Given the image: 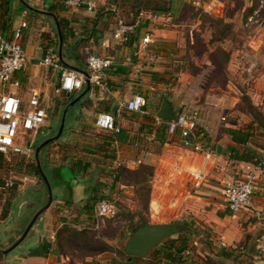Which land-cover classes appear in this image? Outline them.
Listing matches in <instances>:
<instances>
[{"label": "crops", "instance_id": "0c3cea01", "mask_svg": "<svg viewBox=\"0 0 264 264\" xmlns=\"http://www.w3.org/2000/svg\"><path fill=\"white\" fill-rule=\"evenodd\" d=\"M62 1L0 0V34L13 41L19 30L16 41L25 55L23 68L12 75L17 87L7 84L2 90L18 98L22 108L26 107L31 94H37L46 115L65 110V117L71 112L61 142L53 141L46 146L47 143L37 154L44 150L41 158L55 185L53 198L44 205V199L47 201L44 184L28 177L30 184H37L29 185L32 186L29 189L38 194L40 202L28 205L17 233H23L34 214L40 213L12 250L8 249L19 240V235L0 238V264H204L202 259H216L222 252L229 251L233 253L232 258L264 264V218H259L264 213V167L257 173L254 192L245 210L231 213L224 209L220 194L225 182L241 179L245 163L264 155V70L258 67L256 59L249 62L255 64L251 74L245 73L248 64L241 59H230L229 64H225L229 79L241 81V77H246L244 82L252 88L247 96L255 116L235 106L237 101L231 98L229 105L225 98V102L220 98V102L205 106H197L191 92L184 100L182 98L191 78L183 68L181 55L193 48V35L204 38L202 27L207 25L206 18L226 24L229 31L241 30L242 13L252 0H222L220 12L212 16L193 13L190 0H174L170 12L164 15L140 11L145 18L126 43L115 42L110 37L118 15L109 0H96L97 8L92 12L65 8ZM129 18L131 14L126 22ZM145 34L153 41L145 52H139L133 44L137 45ZM254 34L257 37H252L248 44L254 50L257 47L261 50L264 30ZM203 46H207L204 41ZM58 50L61 64L79 74L87 73V55L111 59L113 64L104 73L105 88L100 90L91 84L86 88L83 81L80 89L55 95L53 89L57 86L58 74L41 65L40 60L47 53L57 57ZM259 52L262 54L264 50ZM252 55L255 58L257 54ZM133 94L145 98V115L124 111L116 115L117 104L129 100ZM163 99L174 115L184 103L198 111L194 137L213 152L215 160L207 164L206 178L199 188L193 189L186 182L178 181L165 199L168 205H162V209L168 211L167 218L170 216V221L182 223L178 233L162 240L156 251L146 258L128 260L119 254L133 229L126 219L130 217L135 224L142 220L143 214L145 222L150 224L146 216L155 222L150 218L148 202L143 211L139 205L135 209L133 205H118L115 219L121 221V227L115 226V219L96 218L94 204L100 200L115 202V195L133 196L132 177L142 167L152 168L149 201L151 180L154 176L162 177L171 155L185 156L184 168L198 163V157L185 149L187 141L180 137L179 131L171 135L164 131L165 141L158 146L155 134L165 124L155 114ZM224 111H229V122L226 115H220ZM99 113L113 117L120 128L118 135L94 126ZM232 133L238 139L233 138ZM60 170L66 173L67 179L61 176ZM113 170L119 172L116 178H111ZM3 212L1 210V216ZM184 251L188 256L180 262ZM168 254L170 258H165Z\"/></svg>", "mask_w": 264, "mask_h": 264}, {"label": "built area", "instance_id": "2783aa9c", "mask_svg": "<svg viewBox=\"0 0 264 264\" xmlns=\"http://www.w3.org/2000/svg\"><path fill=\"white\" fill-rule=\"evenodd\" d=\"M62 5L68 9H84L87 12H92L97 8V1L63 0ZM222 6V0H190L193 13L199 15H216ZM252 8L251 12L245 15L241 22V30L247 34L264 30V0H258L257 5ZM143 18H145L144 12H139L130 22H126L117 16L113 31L110 34L111 39L119 43L128 42ZM152 19H155V16H152ZM20 27L23 28L24 24L21 23ZM18 35L19 30L16 31L15 40L10 41L0 34V154L6 161H9L10 156L32 159L36 134L44 126L47 117L45 108L37 94H31L26 107L22 108L18 98L2 90V87L7 84L17 87L18 83L12 79V75L21 70L25 63L23 50L16 41ZM152 41V37L145 34L140 38L137 45L133 44V46L137 48V51L145 52ZM40 64L57 72V86L53 89V93L57 95L60 93L69 94L80 89L85 79L89 84L103 90L105 88L104 73L112 66L113 62L107 57L87 55L85 58L86 78L75 70L63 66L58 58L50 53L41 58ZM254 68V63H248L245 67V73L251 74ZM146 106L147 102L142 95L133 94L129 100L117 104L115 114L118 115L124 111L145 115ZM198 120V111L190 107L188 103H184L178 113L174 115L173 120L164 121L166 133L171 135L179 131L180 137L187 141L184 145L188 148L185 147V149L195 155L196 158L198 157V163L192 168H184L185 156L181 154L171 155V162L168 168H165L162 177L157 179L154 176L152 178L148 209L150 218L154 220L168 214L167 210L162 209V205H168L165 199L169 197L171 188L178 181L186 182L193 189L199 188L205 181L207 164L215 160L213 152L196 142L194 132L197 130ZM220 120L223 122L224 118L222 117ZM94 126L104 132L113 134L120 132V128L115 125L113 117L106 113L96 115ZM25 136L29 137L28 141L22 146L17 145ZM262 167H264V155L243 165V176L240 180L224 183L220 193L224 209L231 213H237L249 206L254 192V182ZM115 176L116 173L113 170L111 178ZM12 186L11 180L0 181V190H9ZM93 213L98 219L112 220L117 217V207L111 200H100L94 204ZM187 256V251L182 252L180 262L185 261Z\"/></svg>", "mask_w": 264, "mask_h": 264}, {"label": "rangeland", "instance_id": "374dc122", "mask_svg": "<svg viewBox=\"0 0 264 264\" xmlns=\"http://www.w3.org/2000/svg\"><path fill=\"white\" fill-rule=\"evenodd\" d=\"M257 3L258 0H252L250 6L244 8V12L242 13V15L245 16L246 14L250 13L253 9L252 7H255ZM225 9L226 5H224L223 10L225 11ZM195 14L201 16L197 13ZM204 21L205 23H207V25L202 27V30L205 31L204 38H200L199 35H193V39L195 40V43L192 46L193 48L190 51L187 49L186 52L181 55L184 61L183 68L191 78V83L185 85L186 90L182 93L183 100L186 98V94L188 95V93L190 92L191 94L195 95V104L197 106H205L206 103H208V105L212 103L216 104L220 98H222V101H224L225 98L226 103L229 105V98H231L237 101L235 106L242 107L252 116H255L256 114H253V108L249 105L250 100L247 96V93L250 92L252 88L249 86V83L244 82V79L246 77H241V81H238L233 77L229 79V76L227 75V73H229V70H226L227 67H225V64H229L230 59H241L245 64H248L249 62L256 59V61H258V67H261V69L264 70V52L262 54H260L259 52H262L264 50V47L261 50H258L259 47H257V44V48L255 50L250 47L248 42L252 37H257V35L254 33L247 34L243 33L242 30L229 31V26H227L226 24H219L216 20L213 21L209 18H206V20ZM187 41L186 46H189V44H187ZM203 41L207 44L206 47L203 46ZM237 51H241L243 54L240 56V53L238 54ZM254 53L257 54L255 58H253L254 56L252 55ZM229 87L231 90L229 89ZM70 113L71 112H67L64 117L63 131L59 137L56 136L58 134L62 113L54 111L49 115L47 114L45 126L42 127L36 134L34 140L36 146L43 143L45 140L54 137L56 138L53 139V141L60 143L65 136ZM220 115H226V119L229 122V111L226 113L224 111V113H221ZM28 139V136L23 137V140L17 143V145H24V143L28 141ZM52 148L53 146L51 147V149ZM43 153L44 150H41L38 155V161L44 176H46L45 178L51 189V197L53 198V190L55 185L50 179V171L47 170L42 163L41 157ZM18 159L19 158L17 156H14L13 159L9 160L10 163H7L10 164V167L7 165L5 168L0 169V181L11 180L13 183L11 189L0 190V238H7L11 234L19 235V233H17V230L21 225L20 221L23 219L25 213L27 212L26 209L28 205H39L40 202V197L38 196V194H36L34 190L29 189L33 185L37 184H30L27 169H25L24 165L20 167L19 171H17V168H11V166L14 167L15 164H17ZM27 161L30 162L32 160ZM60 174L63 178H68L67 176H65L66 173L64 174V172L61 170ZM31 178H33L35 183H39L37 178L33 176H31ZM147 185L149 186L148 183ZM147 185L144 184L143 190L141 191V194L143 195L141 197L143 199L142 204L135 200V195L129 197H125V195H123L124 197L115 195L113 196V199L115 201L114 203L116 207L118 205H133V209H135L136 205H139V208L141 209V211H143L142 208L144 205H146L145 195L146 189H148ZM41 189L44 191V188L42 186ZM5 194L8 195L6 196ZM46 202V199H44V205L46 204ZM1 210H4L2 216ZM141 217L142 219H145L143 214H141ZM171 219L172 217L170 216L168 218L167 216H161L158 220L153 222L146 216V221H149L150 224H169L170 222H173L170 221ZM132 220L133 219H131L130 217L126 219V221L131 222L130 224H132L133 227L136 228L139 221L134 224ZM113 222L116 223L115 226L121 227L119 226L121 222L119 219H115ZM20 235H22V233ZM20 235L18 236V238L21 237ZM202 260L203 262H205L208 260V258ZM213 261L214 262H212V264H251V262H248L247 259L244 258L225 259L221 257L214 259Z\"/></svg>", "mask_w": 264, "mask_h": 264}, {"label": "trees", "instance_id": "16d2710c", "mask_svg": "<svg viewBox=\"0 0 264 264\" xmlns=\"http://www.w3.org/2000/svg\"><path fill=\"white\" fill-rule=\"evenodd\" d=\"M173 1L174 0H109V4L113 7L116 14L120 18H122L124 21L128 20L127 17L129 14H131V18H129V22H130V20L131 19L133 20L134 17L140 11H150L154 14L164 15V14L170 12L171 5H172ZM125 16H127V17H125ZM60 35H61V38L63 39V35H62L61 31H60ZM60 62L63 63L61 60H60ZM164 131H165V127L161 126L160 130H158V132L155 134V140L158 143V146L162 145V143L165 141ZM231 136L235 139L236 138L238 139V137L234 133H232ZM52 141L53 140L51 139L46 146L51 144ZM17 157L19 158L17 164H15L14 167L11 166V168H13V169L17 168V171H19L20 167L24 165L25 169H27L28 176H33V177L37 178L39 183L43 184L42 179L38 173V168L36 166V162L33 160L28 162L27 160H29V159H25L24 157H21V156H17ZM13 158H14V156H10L9 160L13 159ZM37 160H38V156H37ZM7 163H10V162L6 161L4 159V157L0 154V169L5 168L7 165L10 167V164H7ZM39 169L41 170L40 166H39ZM41 172H42V170H41ZM151 173H152V168L142 167L139 170H137L132 177L133 193H134L133 196L134 195L136 196L135 200L137 202H139L140 204H142V202H143V199L141 198L143 196L141 194V191L143 190V185L144 184L147 185V183L149 182ZM118 175H119V172L117 171L115 178ZM147 187H148V185H147ZM148 192H149V189H146V195H145V198H146L145 204L146 205L148 202ZM146 205L143 206L144 209H146ZM145 224H148V223L143 221V219L139 220L138 226L136 228L133 227L132 232L141 228ZM155 251H156V249H154L149 255L153 254ZM119 254L122 258H124V259L127 258L122 253V250L119 252ZM232 256H233V253L231 251H229V253L228 252H222L221 254H219L217 256V258L223 257L225 259H228V258L236 259V258H232ZM165 258H170V254L166 255ZM213 260L214 259H212V258L211 259L208 258V260L205 261L204 264H212V262H214Z\"/></svg>", "mask_w": 264, "mask_h": 264}, {"label": "water", "instance_id": "95a60500", "mask_svg": "<svg viewBox=\"0 0 264 264\" xmlns=\"http://www.w3.org/2000/svg\"><path fill=\"white\" fill-rule=\"evenodd\" d=\"M57 58L60 61V54L59 50L57 52ZM82 76L85 78L87 77L86 73H81ZM84 85L86 88L89 87L88 81L84 80ZM82 96V95H81ZM76 98L74 101H72L68 107L72 106L74 103H76L80 98ZM65 114V110L62 112V117L60 119V125L58 129V134L56 137H58L61 133L62 127H63V117ZM155 116L163 121H169L173 120L174 114L171 111V108L167 101L163 99L160 103V106L155 114ZM51 139L45 140L43 143L37 145L33 150V159L36 162V166L38 168V173L42 179V182L46 188L47 191V204L48 205L51 201V191L50 187L48 185V182L39 169V164L37 160V154L41 148H43ZM40 211L34 214L31 221L28 223L27 227L23 231L21 237L19 240L12 245L8 250H12L27 234L28 230L30 229L32 223L34 222L35 218L39 215ZM260 219L264 218V213L259 216ZM182 226V223L179 221H174L169 224H145L141 228L137 229L136 231L132 232L128 238L125 240L123 247H122V253L127 257L128 260H131L132 258H140L144 259L146 258L158 245L159 243L168 238L169 236L178 233L179 227ZM8 252V251H7Z\"/></svg>", "mask_w": 264, "mask_h": 264}]
</instances>
